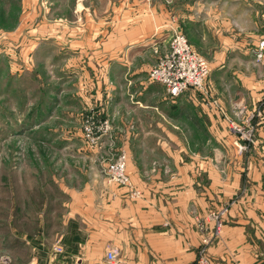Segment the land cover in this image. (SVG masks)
<instances>
[{
    "label": "crops",
    "instance_id": "0c3cea01",
    "mask_svg": "<svg viewBox=\"0 0 264 264\" xmlns=\"http://www.w3.org/2000/svg\"><path fill=\"white\" fill-rule=\"evenodd\" d=\"M158 1L49 0L48 32L21 45L20 69L56 86L48 119L75 99L109 118L140 190L137 199L106 180L63 189L78 236L77 253L66 252L63 264H196L206 237L217 264H264V59L256 62L264 1ZM174 30L217 72L208 93L166 103L164 87L148 76ZM251 114L254 144L240 153L229 121ZM112 247L120 251L115 263L105 259Z\"/></svg>",
    "mask_w": 264,
    "mask_h": 264
},
{
    "label": "rangeland",
    "instance_id": "374dc122",
    "mask_svg": "<svg viewBox=\"0 0 264 264\" xmlns=\"http://www.w3.org/2000/svg\"><path fill=\"white\" fill-rule=\"evenodd\" d=\"M259 1L264 0H247L252 7ZM50 19L49 0H0V264L66 263L71 239L64 244L63 239L70 196L63 189L84 191L89 181H107L104 167L123 149L129 162V150L113 124L110 145L99 152L85 148L82 125L87 111L78 107V100L60 111L58 119H48L56 113V86L46 85L39 71L41 77L20 69L25 37H40L43 27L48 32ZM216 72L210 67L207 93ZM170 99L176 100L167 97L165 102ZM62 130L73 133L64 136ZM95 256L94 249L87 254Z\"/></svg>",
    "mask_w": 264,
    "mask_h": 264
},
{
    "label": "built area",
    "instance_id": "2783aa9c",
    "mask_svg": "<svg viewBox=\"0 0 264 264\" xmlns=\"http://www.w3.org/2000/svg\"><path fill=\"white\" fill-rule=\"evenodd\" d=\"M174 35L169 45V51L158 58L153 67L150 69L149 82L159 84L164 87L166 95L172 99L180 98L187 91L205 92L207 87V78L210 74V64L199 53L196 52L184 33L174 30ZM258 55L256 61L261 63L264 59V39L258 45ZM245 109H240V114H245ZM86 119L83 122V139L85 148L91 152L101 151L105 144L112 140V122L109 118H102V115L94 109L87 110ZM253 114L247 116V119L240 125L235 120L229 121V126L237 135V144L239 152L243 153L248 150L250 145L254 144L256 127L251 123ZM128 153L126 149L121 150L113 156L104 167V174L110 185L116 187H125L131 190L134 198L140 197V190L135 189L132 178L128 174ZM224 212H227L224 211ZM221 215V214H220ZM216 222L215 233L219 234L223 223L216 215H211ZM204 228L202 224L200 226ZM203 247L198 251V260L196 264H217L208 254V238H204ZM120 251L117 247L107 250L105 259L109 263H115Z\"/></svg>",
    "mask_w": 264,
    "mask_h": 264
},
{
    "label": "trees",
    "instance_id": "16d2710c",
    "mask_svg": "<svg viewBox=\"0 0 264 264\" xmlns=\"http://www.w3.org/2000/svg\"><path fill=\"white\" fill-rule=\"evenodd\" d=\"M68 230L69 232L66 233V235H64V242L63 244L65 243V241L70 238L71 239V246L68 247V249H66V252L67 253H71V254H76L77 251H78V245L75 244V242L77 241L78 239V236H77V228H76V225H74V223H69V226H68ZM29 238L31 240H33V235L31 234H28Z\"/></svg>",
    "mask_w": 264,
    "mask_h": 264
}]
</instances>
